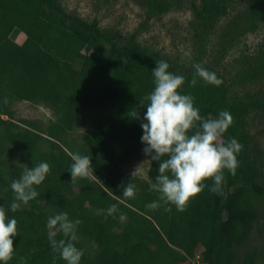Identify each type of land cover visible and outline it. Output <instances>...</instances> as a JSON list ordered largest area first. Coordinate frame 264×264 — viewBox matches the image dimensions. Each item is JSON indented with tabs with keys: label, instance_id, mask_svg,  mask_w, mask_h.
Listing matches in <instances>:
<instances>
[{
	"label": "trees",
	"instance_id": "trees-1",
	"mask_svg": "<svg viewBox=\"0 0 264 264\" xmlns=\"http://www.w3.org/2000/svg\"><path fill=\"white\" fill-rule=\"evenodd\" d=\"M135 1L146 19L184 5V0ZM235 1L190 3L196 44L204 45ZM243 5L222 25L221 45H231L243 31L264 25V0H245ZM14 29L26 34L22 43L10 38ZM137 31L123 37L102 29L96 19L87 21L67 12L58 0H0V206L17 220L19 231L13 237L9 264H67L53 251L47 228L50 217L64 212L70 220L81 221L74 242L83 251L80 264H192L190 259L196 256L201 264H257L256 250L238 262L235 251L249 237L258 218L257 202L264 199V171L249 148V135L239 128L250 113H264V89L238 95L231 87L233 82L243 84L264 75V44L243 60L231 80L225 70L204 62L202 51L189 66H177L167 56L140 45ZM90 51L102 59L100 65ZM159 61L169 64L168 71L185 77L179 91L195 98L202 117L218 118L221 111L232 115L233 124L223 139L235 138L242 145L239 167L234 176L225 171L222 193L209 191L213 184L209 179L205 181L209 188L192 198L183 212L174 205H169L170 212L164 211L163 204L156 210L146 207L159 200V194L149 190L159 161L150 160L147 180L119 171L120 166L139 160L146 146L141 141L145 97L154 89L152 70ZM197 63L222 83L216 86L196 77L197 84L191 87ZM20 101L45 104L56 117L46 124L16 118L14 106ZM101 106H105L104 114L93 122L81 144L67 141V133ZM131 110L140 113V119L131 118ZM68 153L91 158L96 174L92 180L71 182ZM41 162L49 164L50 172L36 186L40 195L11 212V182L20 178L25 167ZM128 183L136 186L135 198L123 195ZM113 204L118 210L109 215L107 209ZM56 239L67 240L62 233Z\"/></svg>",
	"mask_w": 264,
	"mask_h": 264
},
{
	"label": "clouds",
	"instance_id": "clouds-1",
	"mask_svg": "<svg viewBox=\"0 0 264 264\" xmlns=\"http://www.w3.org/2000/svg\"><path fill=\"white\" fill-rule=\"evenodd\" d=\"M169 64L159 61L152 70L154 89L145 97L147 111L143 114L141 127L143 149L152 161H159L158 175L155 182H149V190L159 194V200L146 207L156 210L163 204L164 211L170 212L174 205L178 211H186L192 198L209 188L205 181H213L209 191L221 194L226 183L225 171L236 174L239 167L237 154L242 145L235 139L224 140V134L233 124V117L228 111H221L218 118H204L200 109L194 106V97L181 94L179 91L185 83V77L168 71ZM194 76L191 87L197 84L196 77L205 83L219 86L222 81L214 72L208 71L200 64L194 66ZM4 103H8L5 98ZM129 116L140 119V113L131 110ZM72 163L68 171L71 182L78 179L92 180L94 168L91 158L78 153H68ZM50 172L46 162L34 167H25L20 178L11 182L14 201L10 211L15 213L21 205H27L40 194L36 190ZM96 175V174H95ZM138 175L136 169L132 177ZM136 186L128 183L123 186L126 198H135ZM113 204L107 209L109 215L117 211ZM7 210L0 206V262L9 264L14 255L13 237L19 234L17 220L9 218ZM121 219H124L123 214ZM79 219H69L68 213H59L47 221L49 242L54 252H59L67 264H80L83 251L75 246L78 240L77 227ZM63 234L66 239H56L57 234Z\"/></svg>",
	"mask_w": 264,
	"mask_h": 264
},
{
	"label": "rangeland",
	"instance_id": "rangeland-1",
	"mask_svg": "<svg viewBox=\"0 0 264 264\" xmlns=\"http://www.w3.org/2000/svg\"><path fill=\"white\" fill-rule=\"evenodd\" d=\"M63 8L70 13L91 21L96 19L102 29L117 31L123 37L136 32L135 39L142 45L156 51L160 55L167 56L177 66L187 67L192 58L202 51L203 61L213 63L220 70H225L229 79H233V73L243 66V60L254 56L257 50L264 44V25L259 24L257 28L245 30L239 34L231 45L220 44L219 34L221 27L228 18L241 8L245 0H236L229 14L221 17L213 26L210 34L200 47L196 44L191 22L194 15L190 9V3L199 4L200 0H184L182 8H173L159 17L146 19L144 9L135 0H58ZM237 35V34H236ZM10 38L17 43H22L26 34L14 29ZM96 65L102 63V59L93 51L89 52ZM264 89V75L259 76L246 83L233 82L231 92L243 95L247 91ZM15 117L38 119L42 124L55 119V113L45 104H34L28 101L17 102L14 106ZM105 112V106L94 109L86 115L84 122L65 136L67 141L79 146L83 136L88 132L93 122ZM5 117V116H4ZM250 137L249 148L257 157V165L264 171V113L253 112L244 118L240 126ZM45 148V144L41 145ZM150 156L144 151L139 160L132 161L119 168L123 176H132L137 169L141 180H147V170ZM258 218L253 224L249 237L235 249L238 259L249 252L256 250L257 264H264V199L257 202ZM91 249V248H89ZM192 264H201L200 257L191 258Z\"/></svg>",
	"mask_w": 264,
	"mask_h": 264
}]
</instances>
